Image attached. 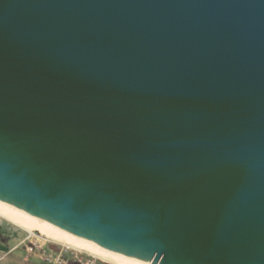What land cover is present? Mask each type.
I'll use <instances>...</instances> for the list:
<instances>
[{
	"label": "water",
	"instance_id": "obj_1",
	"mask_svg": "<svg viewBox=\"0 0 264 264\" xmlns=\"http://www.w3.org/2000/svg\"><path fill=\"white\" fill-rule=\"evenodd\" d=\"M0 200L148 264H264V0H0Z\"/></svg>",
	"mask_w": 264,
	"mask_h": 264
},
{
	"label": "bare ground",
	"instance_id": "obj_2",
	"mask_svg": "<svg viewBox=\"0 0 264 264\" xmlns=\"http://www.w3.org/2000/svg\"><path fill=\"white\" fill-rule=\"evenodd\" d=\"M0 219L29 234L38 233L43 239L87 252L110 264H148L113 251L106 250L89 240L70 234L36 216L0 200Z\"/></svg>",
	"mask_w": 264,
	"mask_h": 264
},
{
	"label": "built area",
	"instance_id": "obj_3",
	"mask_svg": "<svg viewBox=\"0 0 264 264\" xmlns=\"http://www.w3.org/2000/svg\"><path fill=\"white\" fill-rule=\"evenodd\" d=\"M25 252L44 264H110L87 252L52 243L36 234L25 238Z\"/></svg>",
	"mask_w": 264,
	"mask_h": 264
},
{
	"label": "crops",
	"instance_id": "obj_4",
	"mask_svg": "<svg viewBox=\"0 0 264 264\" xmlns=\"http://www.w3.org/2000/svg\"><path fill=\"white\" fill-rule=\"evenodd\" d=\"M13 234L0 222V264H44L36 256L26 254L20 246L22 240Z\"/></svg>",
	"mask_w": 264,
	"mask_h": 264
},
{
	"label": "rangeland",
	"instance_id": "obj_5",
	"mask_svg": "<svg viewBox=\"0 0 264 264\" xmlns=\"http://www.w3.org/2000/svg\"><path fill=\"white\" fill-rule=\"evenodd\" d=\"M0 222H1V224H3V226H5L6 228H7V230H8V232H13L14 234H13V236H16V237H19L22 241L20 242V246H22L23 247V249H24V251H25V238L28 236V233L27 232H25V231H22V230H20V229H16V227L15 226H12L11 224H9V223H7V222H5V221H3V220H1L0 219ZM9 234V233H8ZM34 234H36V235H38V236H40L38 233H34ZM40 237H42V236H40ZM53 243V242H52ZM26 253V252H25Z\"/></svg>",
	"mask_w": 264,
	"mask_h": 264
}]
</instances>
